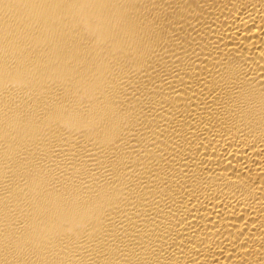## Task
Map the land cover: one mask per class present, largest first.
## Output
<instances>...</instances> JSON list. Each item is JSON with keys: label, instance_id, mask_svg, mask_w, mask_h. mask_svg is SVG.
Wrapping results in <instances>:
<instances>
[{"label": "bare ground", "instance_id": "1", "mask_svg": "<svg viewBox=\"0 0 264 264\" xmlns=\"http://www.w3.org/2000/svg\"><path fill=\"white\" fill-rule=\"evenodd\" d=\"M0 264H264V0H0Z\"/></svg>", "mask_w": 264, "mask_h": 264}]
</instances>
